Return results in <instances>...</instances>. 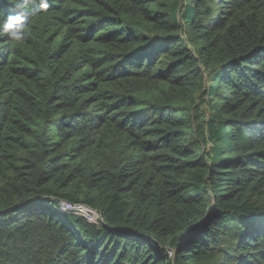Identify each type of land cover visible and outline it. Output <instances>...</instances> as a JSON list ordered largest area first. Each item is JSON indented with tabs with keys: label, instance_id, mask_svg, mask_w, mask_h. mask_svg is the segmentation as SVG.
<instances>
[{
	"label": "trees",
	"instance_id": "1",
	"mask_svg": "<svg viewBox=\"0 0 264 264\" xmlns=\"http://www.w3.org/2000/svg\"><path fill=\"white\" fill-rule=\"evenodd\" d=\"M27 25L0 38V264H264V0H50Z\"/></svg>",
	"mask_w": 264,
	"mask_h": 264
},
{
	"label": "clouds",
	"instance_id": "2",
	"mask_svg": "<svg viewBox=\"0 0 264 264\" xmlns=\"http://www.w3.org/2000/svg\"><path fill=\"white\" fill-rule=\"evenodd\" d=\"M8 2L11 3L17 11L14 14L8 15L7 17L0 15V38L6 37L9 44L12 45L20 44L25 41L28 33L27 18L36 14L38 11H46L49 8L50 0H35V3L38 5V7L32 8L28 6V0H8ZM52 2H55V0H52ZM63 203L61 204L62 208ZM73 211L77 213L75 210Z\"/></svg>",
	"mask_w": 264,
	"mask_h": 264
},
{
	"label": "built area",
	"instance_id": "3",
	"mask_svg": "<svg viewBox=\"0 0 264 264\" xmlns=\"http://www.w3.org/2000/svg\"><path fill=\"white\" fill-rule=\"evenodd\" d=\"M64 209H73L77 213L84 214L89 220L95 221L96 216H94V211L89 206L80 203H71V202H64L63 203Z\"/></svg>",
	"mask_w": 264,
	"mask_h": 264
}]
</instances>
